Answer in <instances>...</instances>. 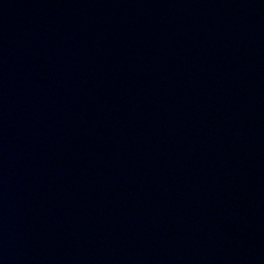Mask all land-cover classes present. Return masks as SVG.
Instances as JSON below:
<instances>
[{
    "label": "water",
    "instance_id": "obj_1",
    "mask_svg": "<svg viewBox=\"0 0 264 264\" xmlns=\"http://www.w3.org/2000/svg\"><path fill=\"white\" fill-rule=\"evenodd\" d=\"M0 264H264V0H0Z\"/></svg>",
    "mask_w": 264,
    "mask_h": 264
}]
</instances>
